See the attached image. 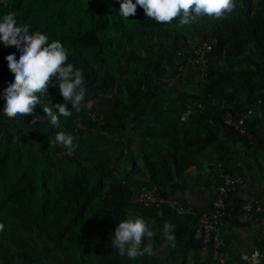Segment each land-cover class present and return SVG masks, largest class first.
<instances>
[{
  "label": "rangeland",
  "instance_id": "1",
  "mask_svg": "<svg viewBox=\"0 0 264 264\" xmlns=\"http://www.w3.org/2000/svg\"><path fill=\"white\" fill-rule=\"evenodd\" d=\"M235 4L264 37V0H235ZM212 20L205 15L201 21L177 28L156 21L142 26L131 44L145 57L139 78L118 77L98 69L92 78L83 76L84 102L91 101L92 107L79 113L73 110L67 118L60 116L58 126L51 125L42 110L14 118L4 113L0 120V224L4 226L0 230V264L8 258L9 264H72L79 257L76 249L90 218L92 228L110 238L129 214L146 220L132 197L143 184L166 181L179 197L191 184L211 189L214 181L210 183L205 176L213 171L211 159L200 157L189 165L182 147L186 138L214 136L207 128L212 101L203 96L208 76L221 78L225 97L219 100L233 97L245 106L264 95V48L252 41L241 47L220 44L211 34ZM205 41L212 44L207 65H188L181 71L180 65H187L184 56L194 54ZM57 103H63L60 93L48 106L58 112ZM142 104L149 113L143 111ZM158 114L171 137L156 145L166 156L167 166L151 169L146 153L153 145L144 146L149 123L144 119ZM58 132L75 137L78 147L74 152L69 153L62 144H49ZM214 138L215 143L207 147L211 158L237 164L245 171V183L238 191L242 199L264 202V138L255 134L248 140L223 129ZM87 182L98 187L94 198L88 194ZM18 194L29 204L44 202L43 229L30 224L11 206ZM239 216L235 224L246 225ZM178 220H159L157 227L150 228L156 235L144 237L141 248L151 245L154 254L131 259V264H203L200 253L185 239L175 247L166 240L165 223L174 225ZM178 235L174 234L175 238ZM26 237L45 240L31 260L18 258L21 249L17 247Z\"/></svg>",
  "mask_w": 264,
  "mask_h": 264
},
{
  "label": "trees",
  "instance_id": "2",
  "mask_svg": "<svg viewBox=\"0 0 264 264\" xmlns=\"http://www.w3.org/2000/svg\"><path fill=\"white\" fill-rule=\"evenodd\" d=\"M133 2L135 3V0ZM120 3L121 0H0V18L9 12H14L18 26L29 24L32 31L39 30L46 34L49 43L52 40H59L67 50V63H72L76 68L82 69V74L86 78H92L97 69L104 72L111 71L118 77L139 78L140 67L145 57L131 44L135 38L139 37L142 26L147 23L152 24L155 20L148 18L144 9L139 5H137L135 15L122 18L119 15ZM204 17L205 15L198 17L195 21H201ZM212 22L211 34L219 40L220 44L229 42L231 46L241 47L244 42L252 41L264 48V37L259 33L256 24L236 8L221 19L213 18ZM159 24L172 28L182 27L179 25L178 18L169 24ZM174 45L176 47V42ZM10 54H15L17 60L21 55L16 46H5L3 42H0V120L4 116L3 109L6 103L3 91L9 83L14 82V74L9 70L6 60V56ZM149 65H151L150 62ZM208 77L203 96L212 101H210L212 113L208 118L207 128L209 132L214 133V136L212 138H186L182 147L189 165L195 164L200 157H207L211 159L209 166L212 169L214 163H227L220 159L213 160L212 154L207 149L210 144L215 143L216 132L223 129L227 133L243 138L223 123L222 115L227 107L231 105L234 110H243L260 99L264 101V95L256 97L245 106L239 105L236 100H233V97L224 101L219 100V98L225 97V87L221 78L215 79V76L211 74ZM59 93L58 87L49 85L46 93L38 94L41 103H38L34 109L43 111L45 104L48 105V102L59 98ZM141 106L145 113H149L146 105L142 104ZM34 112L37 111L34 110ZM144 120L149 122L144 146L153 145L151 152L146 153L149 166L151 169H156L158 165L166 167L167 158L156 145L159 144L160 139L171 137L170 129L164 124L165 122L159 114L155 115L153 119L145 118ZM255 134L261 139L264 138V130L255 129ZM238 168L243 173L245 172L241 166L238 165ZM152 184L162 185L167 193H175L173 187L166 181H157L141 185L133 192L132 197L144 186ZM86 188L92 198L97 196L98 187L96 185L87 182ZM231 196L228 200L227 217L235 220L236 216L242 212L244 200L236 192H233ZM137 205L144 211L148 226L151 220L154 222L152 228L157 227L159 220L166 222L179 219L177 223H174L173 234H179L175 238V246L181 244L185 239L201 253L202 243L195 240L190 234L193 215H177L171 209H167L163 217H157L153 208L143 204ZM11 206L21 212L33 226L40 229L45 227L46 208L44 202L38 201L35 204H29L22 194H18L15 196V200L11 201ZM195 211L199 210L195 208ZM88 222L76 249L79 257L72 264H131L132 261L127 255H119L118 249L111 245L112 238L99 229H93L90 223L92 222L91 218ZM41 241L44 242V238H22V242L17 247L21 249L18 252V258H29L30 260L34 258L37 250L40 249ZM257 244L264 245V240L257 241ZM2 262L9 264L11 259L8 258V261ZM203 264H211L210 253L203 259Z\"/></svg>",
  "mask_w": 264,
  "mask_h": 264
},
{
  "label": "clouds",
  "instance_id": "3",
  "mask_svg": "<svg viewBox=\"0 0 264 264\" xmlns=\"http://www.w3.org/2000/svg\"><path fill=\"white\" fill-rule=\"evenodd\" d=\"M137 5L141 6L148 18L158 23L169 24L179 19V25L193 23L198 17L207 15L221 19L230 14L236 7L235 0H121L119 15L128 18L135 15ZM0 42L5 46H16L21 53L17 60L15 54L6 56L7 66L14 74V82L9 83L3 91L6 100L3 112L9 118L17 115L32 114L38 103H41L39 93H46L49 85L58 87L63 103L55 104L58 112H54L47 104L44 114L50 124L59 125V117L79 113L82 108H91L92 103L84 102L86 95L82 69L67 63V50L59 40H52L43 32L32 31L29 24L18 26L16 13L9 12L0 18ZM71 105V109L69 108ZM75 137L64 132H58L49 144H62L72 153L78 145ZM0 224V230H3ZM174 225L165 223L164 235L171 247H175ZM156 233L150 230L147 221L139 215L129 214L121 220L114 231L111 245L118 249L119 255L131 259L145 255H153L151 245L141 248L144 237L153 238ZM259 256L256 252L253 258Z\"/></svg>",
  "mask_w": 264,
  "mask_h": 264
},
{
  "label": "built area",
  "instance_id": "4",
  "mask_svg": "<svg viewBox=\"0 0 264 264\" xmlns=\"http://www.w3.org/2000/svg\"><path fill=\"white\" fill-rule=\"evenodd\" d=\"M212 44L208 41L200 44L194 54L183 58L187 65H180L183 71L189 66L205 67L209 60ZM223 123L236 131L245 139L255 138V129L264 130V101L258 100L252 106L243 110H234L229 105L223 113ZM213 180L215 191L208 207L199 211L183 198L167 193L162 185L152 184L144 186L133 195V201L154 209L157 217H163L167 209L177 215H193L190 223V234L202 243V250L211 254V264H230L226 254V240L224 227L227 222L228 200L231 194H238L239 188L245 183L246 175L237 164L214 163ZM240 214H251L258 217L264 225V202L259 198L245 200ZM153 221L149 222L152 228ZM258 252L259 256L253 258ZM239 258L243 264H264V245L240 250Z\"/></svg>",
  "mask_w": 264,
  "mask_h": 264
},
{
  "label": "crops",
  "instance_id": "5",
  "mask_svg": "<svg viewBox=\"0 0 264 264\" xmlns=\"http://www.w3.org/2000/svg\"><path fill=\"white\" fill-rule=\"evenodd\" d=\"M205 176L208 178L210 183L214 181L212 172H208ZM210 188L211 189L209 190L207 189L206 185L196 187L192 186L191 184L189 189L185 193L180 194V196L186 202L190 203L194 208L201 210L208 207L211 203L215 191V184L210 186ZM247 216L248 218H246ZM239 220L242 223H246V225H237L238 223L235 224V220L233 218H227V222L224 227V235L226 240L225 250L230 264H243L239 258L240 250L259 246L257 241L264 240V225L260 223L258 217L248 214H240ZM207 254L208 253L203 250L200 253L203 259Z\"/></svg>",
  "mask_w": 264,
  "mask_h": 264
}]
</instances>
